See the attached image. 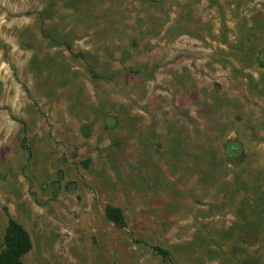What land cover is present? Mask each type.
I'll list each match as a JSON object with an SVG mask.
<instances>
[{"label": "rangeland", "instance_id": "obj_1", "mask_svg": "<svg viewBox=\"0 0 264 264\" xmlns=\"http://www.w3.org/2000/svg\"><path fill=\"white\" fill-rule=\"evenodd\" d=\"M10 218L24 264H264V0H0Z\"/></svg>", "mask_w": 264, "mask_h": 264}, {"label": "trees", "instance_id": "obj_2", "mask_svg": "<svg viewBox=\"0 0 264 264\" xmlns=\"http://www.w3.org/2000/svg\"><path fill=\"white\" fill-rule=\"evenodd\" d=\"M105 214L109 221L124 224V215L119 208L108 206ZM32 246L28 231L10 218L4 235V249L0 251V264H24L23 259L32 250Z\"/></svg>", "mask_w": 264, "mask_h": 264}]
</instances>
